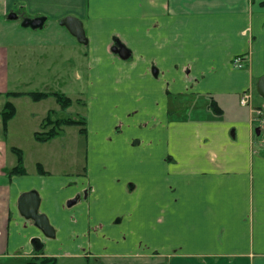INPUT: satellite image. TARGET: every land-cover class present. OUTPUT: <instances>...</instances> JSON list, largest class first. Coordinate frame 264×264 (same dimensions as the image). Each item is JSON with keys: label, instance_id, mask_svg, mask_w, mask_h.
<instances>
[{"label": "crops", "instance_id": "0c3cea01", "mask_svg": "<svg viewBox=\"0 0 264 264\" xmlns=\"http://www.w3.org/2000/svg\"><path fill=\"white\" fill-rule=\"evenodd\" d=\"M67 16L82 22L87 43L61 24ZM35 18L42 27L24 24ZM118 44L128 56L113 51ZM22 65L41 92L59 91L56 79L68 76L60 90L69 108L74 99L86 105L85 117H74L85 131L67 126L85 142L81 171L29 162L12 142L18 110L5 124L4 107L32 99L11 95L27 92L18 89ZM174 105L189 114L174 115ZM256 108L264 114V0H0V259L18 256L14 246L36 236L51 249L29 258L55 264L58 245L101 259L93 264H264ZM45 115L31 129L34 143L62 135L37 138L47 117L68 118L56 108ZM29 192L54 236L20 209Z\"/></svg>", "mask_w": 264, "mask_h": 264}, {"label": "rangeland", "instance_id": "374dc122", "mask_svg": "<svg viewBox=\"0 0 264 264\" xmlns=\"http://www.w3.org/2000/svg\"><path fill=\"white\" fill-rule=\"evenodd\" d=\"M63 65H68V64L64 63ZM30 67H33V65ZM30 71H32V69H30ZM17 75H19L21 79L19 83V85L21 86H19L18 89H22L25 91H32V90L42 91V89H44L41 88V86L39 85L35 86L28 84L30 83L28 77L29 75L28 67L24 65L20 66L19 73ZM56 80H58V83L56 84L57 86L55 90H59V91L66 90L65 84L66 85L71 84V81L68 79V76L66 75ZM61 85H63V88L60 87ZM66 93L70 95L71 98H75V95L73 94V92H71V90L70 92H66ZM176 102L177 100H174V104ZM62 103L63 102H60L58 104L54 97L49 100L43 101V103H40L38 105L37 104L33 105L32 99L23 98V99L14 100V104L18 110V115L13 120V124H12V132H13L12 142L18 145H22L24 147V151L25 152L27 151V155L24 153V156L25 159L27 158L29 162H35L37 159H39L45 162L46 164H48V167L50 169L57 170L59 173L68 171L70 167L72 169H75L76 171H81L82 169L81 164L85 162V142L83 141V138H81L78 135V127L76 126L67 127L68 126L67 124H63L61 127H58V129H62L61 132L62 135L59 138H56L45 144H39L33 142L34 141L33 137L35 136V134L33 133L32 130L36 132L37 130L40 129V124L42 122V119L47 116L45 115V113L48 108H56L57 116L59 117L66 116L72 119L77 116H79L80 118L85 117L84 114L86 112V105L84 106L83 103L79 104L74 99V104L71 108H69L71 104H68L67 106L63 107L64 105ZM76 112H80L81 114L77 115ZM189 112L190 110L181 109L180 106L174 105L173 114L176 116L177 115L185 116L189 114ZM30 114L36 117L35 118L30 117ZM50 116L51 119H53L52 115ZM27 124L29 126H26ZM20 128H23L21 129L22 131L20 130ZM50 128H52V125L44 126L43 130L47 132V130H49ZM39 235L41 236V234ZM35 239H37L36 236H31L26 245L25 243L26 239L23 238L22 239L23 243L21 248L18 249L17 248L18 246H14L15 249L13 250L16 251L19 255L16 257L13 256V258L7 260L0 259V264H27L28 260L30 259L29 258L30 252H36L39 254L48 253V249H51V247L47 245L46 250L43 247L40 248L35 242ZM41 243L45 245L43 241H41ZM54 248L56 249V252H63V255H58V258L60 260L59 264H88L87 260L91 262L90 264H93L95 260L101 261V259H95L92 256H90V259H87L85 256L80 257L77 255L76 256L70 255L83 251V249L80 250L75 246H72V248L69 249L68 246L66 245H58V246H54ZM12 259L17 261H12Z\"/></svg>", "mask_w": 264, "mask_h": 264}, {"label": "water", "instance_id": "95a60500", "mask_svg": "<svg viewBox=\"0 0 264 264\" xmlns=\"http://www.w3.org/2000/svg\"><path fill=\"white\" fill-rule=\"evenodd\" d=\"M16 16H14L15 18ZM44 18H35L29 19L24 24L26 26H32L34 28L42 27ZM61 24L66 26L70 32L75 35L80 42L87 43L86 33L84 30V26L82 22L73 16H67L62 19ZM113 51L118 52L122 55V57H126L129 55L130 51L126 46L122 44H118L114 46ZM21 207L20 209H24L25 214L28 218L35 220L36 225L43 230V232L47 236H54L53 226L50 224L49 219L44 214L38 213V205H39V197L35 192H29L22 195L21 198ZM76 200H70L68 204H72ZM35 242L38 243L37 239Z\"/></svg>", "mask_w": 264, "mask_h": 264}, {"label": "trees", "instance_id": "16d2710c", "mask_svg": "<svg viewBox=\"0 0 264 264\" xmlns=\"http://www.w3.org/2000/svg\"><path fill=\"white\" fill-rule=\"evenodd\" d=\"M11 95L13 96H22V95H28L30 96L32 99L38 101L41 99H44L50 95H53L54 97H56L57 101L63 102L62 104L64 105L63 107L67 106L68 104L71 103V99H69L66 95H64L62 92L60 91H54V92H41V91H27V92H14L11 93ZM16 111V107L12 102H7L4 110H3V119H4V123L6 124L8 122V120L10 118L13 117V115L15 114ZM63 124H67V125H73V124H81L82 128H81V132L83 133L85 131V121L84 120H76V119H72V118H58L55 120H52L51 117H47L45 122L43 123V126H51L52 128H50V130H48L45 135H43V132H37V138L38 139H49L54 137L55 135H57L59 133L58 131V127H61ZM7 126V125H6ZM42 133V134H41ZM15 151L19 152V156H18V161L21 163V161L23 160L22 154H21V150L20 149H15ZM56 259L51 258V257H30V259L28 260L27 264H55Z\"/></svg>", "mask_w": 264, "mask_h": 264}, {"label": "built area", "instance_id": "2783aa9c", "mask_svg": "<svg viewBox=\"0 0 264 264\" xmlns=\"http://www.w3.org/2000/svg\"><path fill=\"white\" fill-rule=\"evenodd\" d=\"M235 65L236 66H239V67H242L243 66L242 58L241 57H237L235 59ZM249 102H250V98H249V96L247 94L244 95L241 98V103L243 105L248 104ZM255 113H256L257 118L260 120L262 126L264 127V114H263V110L261 108H256L255 109Z\"/></svg>", "mask_w": 264, "mask_h": 264}, {"label": "flooded vegetation", "instance_id": "af4514ba", "mask_svg": "<svg viewBox=\"0 0 264 264\" xmlns=\"http://www.w3.org/2000/svg\"><path fill=\"white\" fill-rule=\"evenodd\" d=\"M80 197V195H78V196H76V198H74V199H71L72 201L73 200H77L78 198ZM74 203V202H73ZM37 241H38V243H37V245H38V247H41V242L39 241V239H37Z\"/></svg>", "mask_w": 264, "mask_h": 264}]
</instances>
